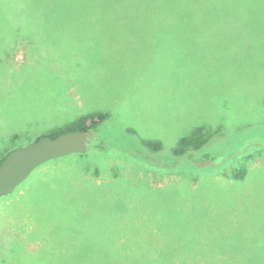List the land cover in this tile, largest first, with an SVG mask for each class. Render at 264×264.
Returning a JSON list of instances; mask_svg holds the SVG:
<instances>
[{
    "label": "rangeland",
    "instance_id": "1",
    "mask_svg": "<svg viewBox=\"0 0 264 264\" xmlns=\"http://www.w3.org/2000/svg\"><path fill=\"white\" fill-rule=\"evenodd\" d=\"M103 3L74 8V23L47 22L72 73L62 87L42 75L8 84L34 59L23 41L3 52L0 157L29 132L17 121L53 118L59 97L71 117L111 114L100 134L115 146L139 151L143 139L162 151L147 163L114 151L36 169L27 194L0 200V264H54L53 249L72 244L108 247L117 264H264V6L186 7L201 19H183L179 8ZM198 139L191 158L206 156L197 166L212 172L169 166L170 151Z\"/></svg>",
    "mask_w": 264,
    "mask_h": 264
},
{
    "label": "trees",
    "instance_id": "2",
    "mask_svg": "<svg viewBox=\"0 0 264 264\" xmlns=\"http://www.w3.org/2000/svg\"><path fill=\"white\" fill-rule=\"evenodd\" d=\"M83 1V2H82ZM86 0H0V58L3 52L12 51V43L16 40L27 42L30 45V55L33 62H31L30 67L24 68L20 74H13V77L9 78L8 84L12 85L17 80L16 78L20 75L31 77L35 75H42L48 80L58 79L63 86L62 78L64 76H69L72 78V73H70L69 66L64 63V60L57 53V47L55 40L50 34L47 27V22H71L75 21V11L74 8L83 6ZM109 0H107L108 7ZM137 3H145L150 7L157 6H167L179 8L181 10L180 18L189 19L194 18L191 16L190 12L183 10L184 8H196L202 7H229V6H249V5H262L264 6V0H114L116 7H128L133 5H138ZM222 12V11H221ZM165 15L171 16L170 12ZM223 15V12H222ZM204 17L217 18L213 14ZM164 18V16H163ZM63 19V20H61ZM201 19V18H194ZM80 21V20H77ZM44 53V54H42ZM36 63V65H35ZM0 70L5 71V66L3 67L0 62ZM1 75V74H0ZM58 94V93H57ZM61 105L58 106L59 112L53 118H45V116H37L36 118L26 115L20 118L17 123L25 124V128H28V134L15 135L11 138V144L9 148L5 149L4 153L0 157V164L6 158V156L15 148H18V144H31L37 140L49 137L55 138L61 134L68 132H88L89 133V144L88 150L84 155H71L77 159L78 162L84 166L85 159L88 156L93 158H99L110 155L114 151L120 153H127L131 155L135 154L139 160L143 163L150 162L147 158L148 154H157L162 151L159 143H153L143 139H137V143L140 147L139 151L129 150L126 148H119L115 146L113 140L109 137H103L100 132L102 126L108 122L112 116L108 112L96 111V109H90L87 111H81L74 116L66 115L67 105L61 99L64 97H59ZM73 110V109H71ZM66 115V118H65ZM30 116L29 118H27ZM65 118L66 123L63 126L55 127L51 129L48 133L39 135L37 137L32 136L30 131L34 130L31 128L33 125H40L46 123L50 120H57ZM31 128V129H29ZM36 131V130H35ZM127 133L132 135V132L127 131ZM190 143V142H189ZM185 144L179 145L169 152V157L172 159L169 166H174L175 164L182 163L185 166H189L191 169L197 170L199 172H212L215 167L212 164H207L203 167L197 166L207 161L206 156L199 161H194L191 158V153L193 150L200 148L203 141L199 142V139L195 144ZM17 146V147H16ZM145 152V154H144ZM132 154V155H133ZM67 158V157H65ZM65 158H62L65 159ZM51 162L46 163L41 168L51 167ZM165 167V166H164ZM85 169V168H84ZM35 178L34 172L31 176L19 186L11 195L2 198L1 200H18L23 197L29 191L27 185L31 183ZM21 191V194H18ZM72 241L76 242L73 238ZM90 244V243H88ZM92 245V244H91ZM108 247H104L101 251H93V248L82 246L81 249L77 246L68 245L63 247H57L56 250L53 249L54 264H117L112 261L111 255H108ZM41 252L38 251L37 255ZM42 255V254H41ZM16 260V259H15ZM43 261H41L42 263ZM130 264H151V263H130Z\"/></svg>",
    "mask_w": 264,
    "mask_h": 264
},
{
    "label": "water",
    "instance_id": "3",
    "mask_svg": "<svg viewBox=\"0 0 264 264\" xmlns=\"http://www.w3.org/2000/svg\"><path fill=\"white\" fill-rule=\"evenodd\" d=\"M88 132H68L44 137L12 150L0 164V200L11 195L31 174L48 162L75 154H85Z\"/></svg>",
    "mask_w": 264,
    "mask_h": 264
}]
</instances>
